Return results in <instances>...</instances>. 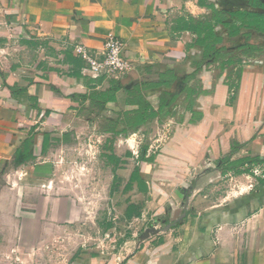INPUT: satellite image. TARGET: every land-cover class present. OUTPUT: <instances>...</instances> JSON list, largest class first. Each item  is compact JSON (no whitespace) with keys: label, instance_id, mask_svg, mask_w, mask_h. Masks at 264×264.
Returning <instances> with one entry per match:
<instances>
[{"label":"crops","instance_id":"1","mask_svg":"<svg viewBox=\"0 0 264 264\" xmlns=\"http://www.w3.org/2000/svg\"><path fill=\"white\" fill-rule=\"evenodd\" d=\"M212 8L264 18V0H0V264H264V34L214 24L223 56L202 61L177 21ZM109 34L132 67L92 76L75 48Z\"/></svg>","mask_w":264,"mask_h":264},{"label":"trees","instance_id":"2","mask_svg":"<svg viewBox=\"0 0 264 264\" xmlns=\"http://www.w3.org/2000/svg\"><path fill=\"white\" fill-rule=\"evenodd\" d=\"M233 15L236 19L241 21V25L237 26L235 23L230 24L223 21L221 13L215 8H212V23L195 21L193 17H189L186 21H184L183 19H179L177 21V24L181 27V30H189L197 35L198 43L201 44L204 48L202 61L209 62L211 60L213 61L219 59L221 58V56H223L219 53V49L216 47L223 38L215 34L213 29L214 24L219 23L229 28L228 36L226 38V41L228 42L235 40V38L240 35L241 28L251 29L253 31L264 34V18L262 16L240 11L234 13ZM66 56L69 58V60L77 62L68 53L66 54ZM225 62L230 63L231 59L228 58ZM154 78L156 81H154L152 85L155 86H160L162 84L168 86L173 80V77L168 73L154 74ZM141 88H147V85L143 83ZM141 88L137 85L134 87L135 92L133 94L132 100L137 101L139 98V101H141V103H138L139 107L137 109L135 117L130 120L133 127L139 126L145 122L144 115L147 114V110L149 109V104H147L140 95ZM149 114L152 115V111ZM237 147H239V144H235L233 146V150H235ZM256 161L259 160L257 159Z\"/></svg>","mask_w":264,"mask_h":264},{"label":"built area","instance_id":"3","mask_svg":"<svg viewBox=\"0 0 264 264\" xmlns=\"http://www.w3.org/2000/svg\"><path fill=\"white\" fill-rule=\"evenodd\" d=\"M124 43L115 35L109 34L103 41L101 55L99 57L88 53L87 49L82 45L75 48L76 54L80 56L86 63V71L92 76L102 75H123L130 71L132 65L124 54ZM240 63L250 62V57L246 54H239ZM252 173L261 176L264 171V164L254 165Z\"/></svg>","mask_w":264,"mask_h":264},{"label":"rangeland","instance_id":"4","mask_svg":"<svg viewBox=\"0 0 264 264\" xmlns=\"http://www.w3.org/2000/svg\"><path fill=\"white\" fill-rule=\"evenodd\" d=\"M41 52H42V55H43L44 52L43 51H41ZM239 54H241V53H239ZM239 54H238V56L232 55V63H231L232 65L231 66H232L234 72H238V70H240V67L242 65L240 63L241 59L239 57ZM236 78L237 77L233 76L230 79V81H229V82L232 81L233 85H231V86H232L233 89L235 88V86L237 84V79ZM90 154H91V151L85 153V155H88V156H90ZM64 171L69 176V178H71V177H73V176L78 174V175H82L83 179H89V178H91V175H92V172H93V167L90 166V165L89 166H82V167H75V166H70L69 165V166L65 167ZM69 184H70V181H69ZM85 187H87V186H85ZM88 187L91 188V184L90 183H89Z\"/></svg>","mask_w":264,"mask_h":264}]
</instances>
